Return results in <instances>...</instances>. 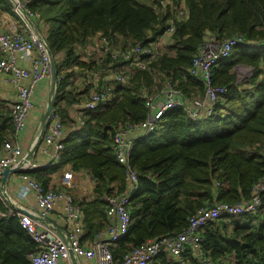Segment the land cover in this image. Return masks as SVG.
Here are the masks:
<instances>
[{"label":"trees","instance_id":"obj_1","mask_svg":"<svg viewBox=\"0 0 264 264\" xmlns=\"http://www.w3.org/2000/svg\"><path fill=\"white\" fill-rule=\"evenodd\" d=\"M158 1L28 0L26 4L46 27L44 38L59 77L55 108L63 123H70L56 166L26 174L48 189L50 176L59 169L68 166L75 173L86 171L95 196L90 202H81L88 235L105 224L102 198L125 190L124 168L111 149L113 127L144 120L140 93L144 89L149 94L156 86L151 72L172 78L184 96L201 97L203 84L187 70L205 38L220 42L239 37L253 44L236 46L212 69V84L227 89L216 106L221 117L191 119L182 108H175L164 115L157 132L134 143L130 165L137 173L138 189L131 198L130 229L112 251L119 261L132 247L181 232L189 217L207 203L249 198L264 175V0H161L172 6L183 2L188 15L175 23L169 52L149 63V71L135 69L127 85L113 89L116 98L111 106L87 114L82 127H72L65 109L86 94L73 87L78 69L105 70L93 62L80 63L78 47L87 49L92 36H106L112 44L123 42L122 47L152 42L163 34L170 15L168 11L157 13ZM0 9L13 13L9 0H0ZM238 65L253 69L251 85L242 92L234 88L233 69ZM12 132L9 109L0 101V145ZM215 182L224 186L217 198L213 196ZM262 211L204 227L200 234L206 255L212 261L264 264V220L250 222ZM5 212L0 200V214ZM34 250L35 243L18 219L0 216V264H31L29 255ZM151 264L172 263L161 254Z\"/></svg>","mask_w":264,"mask_h":264},{"label":"built area","instance_id":"obj_2","mask_svg":"<svg viewBox=\"0 0 264 264\" xmlns=\"http://www.w3.org/2000/svg\"><path fill=\"white\" fill-rule=\"evenodd\" d=\"M11 1L15 4L14 11L19 19L11 20L0 33V78L4 84L15 88L16 101L6 104L13 132L0 145V200L6 208V212L0 216L16 217L20 227L35 243V250L29 255L30 263L74 264V257L77 264L81 261L89 264H151L156 257L164 254L172 264H234L226 260L212 261L203 249L200 231L220 220L258 214L264 208V175L252 187L249 198L236 203H207L189 217L187 226L181 232L150 239L132 247L120 261L114 258L112 251L127 235L132 224L131 198L138 189V176L130 165L134 143L157 132L164 115L175 108H182L191 119L221 117V110L217 111L216 106L227 93V89L212 84V69L219 61L228 58L236 46L253 44L246 43L239 37L220 42L211 36L205 38L187 70L190 77L203 84L201 97L188 98L177 88L172 78L151 72L156 86L160 84L161 87L153 95L141 90L140 96L145 108L144 120L113 127L111 149L116 161L124 168L125 190L102 198L106 203L105 224L94 234L88 235L81 201L68 192L73 181L71 170L63 173L61 188L58 189H45L26 174L27 171L39 168L51 170L56 166L63 150L67 129L53 102V108L47 116L46 128L33 153L35 155L38 152L46 162L43 165L24 162L25 154H22L20 139L25 130L24 121L32 107L31 95L37 83L50 79L51 67L44 36L27 20L33 21L34 14L19 0ZM155 10L159 15L166 11L170 15L163 34L152 42L138 41L119 47L118 43L112 44L106 36H92L89 50L79 51L80 59L84 63L93 62L96 66L105 67V70L90 69L76 73L74 85H80L82 92L86 91V94L83 100L69 106L74 121L73 128L82 127V120L87 114L102 112L111 106L116 98L113 89L115 86L127 85L135 69L149 71V63L167 52L166 47L170 46L175 23L186 20L187 9L183 2L172 6L170 1L159 0ZM18 61L28 62L29 66L21 67ZM23 81H28V84L23 85ZM37 137L38 134L30 149L36 143ZM6 169L20 171V180L34 193V209L13 203L9 196L5 199L1 193V178ZM86 174L93 183L90 175L87 172ZM223 187L215 182V198ZM57 205H61L58 217L62 219V226L48 222Z\"/></svg>","mask_w":264,"mask_h":264},{"label":"crops","instance_id":"obj_3","mask_svg":"<svg viewBox=\"0 0 264 264\" xmlns=\"http://www.w3.org/2000/svg\"><path fill=\"white\" fill-rule=\"evenodd\" d=\"M10 15L11 13L5 12L0 9V33L6 29L7 24L11 20L15 19L13 15L12 16ZM34 21L35 19L33 20L34 25L36 26L38 31L44 36L45 31L43 32L42 30H40L39 26ZM18 65L21 67L27 68L29 66V63L18 61ZM22 84L27 85L28 81H23ZM49 85H50V79L43 80L37 83L31 95L32 107L28 111V114L24 121L25 130L23 134L21 135V139H20V146L22 148V154L23 155L25 154V156L27 152L30 150V146L39 132L40 123L42 121V117H43L45 107H46L45 105L41 106V104L43 103V100H42L43 93L45 92L47 87L49 89ZM0 101L5 103V105L7 103L10 104L16 101L15 88L13 86H8L4 84L1 81V78H0ZM65 112L69 120L73 122L72 124L73 126L74 121H73V117H72V113L70 109L66 108ZM68 132H69V128L67 129V133ZM31 159L28 162H31L32 164L37 163L39 165H43L46 162V160L43 157H41L38 154V152L35 153V155H32ZM69 170L73 172V181H72V187L70 188L68 187V192H70L71 195L78 201H81V202L92 201L95 198L94 193H93L94 185L90 181V178L86 174V171L84 172V170L78 171L75 173L68 166L62 169H59L50 176L51 181H50V185L48 188H53V189L61 188L60 180L62 178V175L63 173ZM6 192L13 203L22 205L26 208H31V209L35 208L34 193L26 187L23 181L20 180L19 173L9 174L7 178V182H6ZM60 206L61 205H57L55 207L53 215H51L48 218V222H50L52 225L60 226L62 224V219L58 217ZM79 264H89V263L81 261Z\"/></svg>","mask_w":264,"mask_h":264},{"label":"rangeland","instance_id":"obj_4","mask_svg":"<svg viewBox=\"0 0 264 264\" xmlns=\"http://www.w3.org/2000/svg\"><path fill=\"white\" fill-rule=\"evenodd\" d=\"M10 2H11V5H12V12L13 13H11V15L10 16H14V18L15 19H19L18 18V14L17 13H15V11H14V9H15V4L11 1V0H9ZM21 3H23V4H25V6H26V4H27V2H28V0H19ZM181 3V2H180ZM179 3V4H180ZM4 11V10H3ZM6 12V11H5ZM34 18H35V21L37 22V25L39 26V28H40V30H42L43 32L45 31V29H46V27L43 25V23H42V20H40L39 19V16L38 15H34ZM34 21V22H35ZM93 37H90L89 39L91 40ZM116 43H118V46L119 47H122V45H123V42H119V41H116ZM169 46H167L166 47V49H167V52H169ZM87 50H89L88 48H87ZM79 51L80 52H82V50L78 47V49H77V56L79 57V59H78V61L80 62V63H84L81 59H80V53H79ZM85 54H86V51H85ZM81 56H82V54H81ZM75 69H77V68H75ZM82 68H79L78 70L79 71H85V70H87V69H84V70H81ZM233 72H234V74L236 75V83H235V85H234V88H235V90L237 89H240V92H242V91H244V89H247V88H249L250 87V85H251V83H250V78L252 77L251 75H252V73H253V69L252 68H250V67H248V66H245V65H238V66H235L234 67V69H233ZM73 87H75V88H77L78 90L77 91H79V92H81L82 90H81V86L80 85H73ZM161 87V85L159 84V85H157V86H155V85H153V87H152V89L150 90V92H149V94H155L158 90H159V88ZM49 89H48V87L46 88V90H45V92L43 93V98H42V100H43V103L41 104V106H46V104H47V101H48V99H49ZM44 108V107H43ZM46 108V107H45ZM226 111V110H225ZM69 125H70V123H68ZM68 124L66 125V124H64V127L67 129V127H68ZM261 219H263L264 220V208H263V211L261 212V214H260V216H258V217H256L255 219H248L251 223H254V222H259Z\"/></svg>","mask_w":264,"mask_h":264},{"label":"water","instance_id":"obj_5","mask_svg":"<svg viewBox=\"0 0 264 264\" xmlns=\"http://www.w3.org/2000/svg\"><path fill=\"white\" fill-rule=\"evenodd\" d=\"M23 13V11H22ZM28 20V23L35 27L33 21L31 19H27ZM47 53L49 54L50 56V69H51V72H50V85H49V99L47 101V105H46V108H45V111H44V114H43V117H42V121L40 123V129H39V133H38V137H37V140H36V143L33 145V147L27 152L26 156H25V159H24V162H28L33 153L35 152L40 140H41V137H42V134L46 128V120H47V116L48 114L50 113V111L52 110L53 108V100H54V94H55V91H56V86H57V71H56V64H55V61H54V58H53V55L51 53V51L49 50L48 46H47ZM20 171H17V170H14V169H6L4 172H3V175H2V178H1V193L3 194V196L5 197V199H8V195L6 193V182H7V178L9 176L10 173H19ZM72 261L74 264H77L76 263V259L74 257H72Z\"/></svg>","mask_w":264,"mask_h":264}]
</instances>
